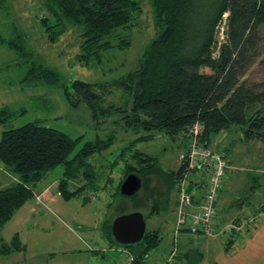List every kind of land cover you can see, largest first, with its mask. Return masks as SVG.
<instances>
[{"label":"trees","instance_id":"1","mask_svg":"<svg viewBox=\"0 0 264 264\" xmlns=\"http://www.w3.org/2000/svg\"><path fill=\"white\" fill-rule=\"evenodd\" d=\"M150 1L158 35L134 71L102 83L76 79L68 87L56 70L37 60L32 63L27 60L28 69L21 83L66 87L73 109L86 105L96 119L98 112L105 115L116 112L125 128L155 129L174 140L180 137L183 149L187 145L185 138L195 125L203 129L201 138L206 146L218 134L233 129L242 134L244 142L264 143V81L258 83L248 77L255 66L264 68V0ZM4 2L0 0V5ZM45 9L48 16L41 21L51 41H57L70 29L80 31L83 41L79 58L87 66L101 64L105 51L129 48L131 40L125 32L133 29L136 17L143 11L138 0H45ZM222 25L226 28L225 40L218 47ZM0 45L8 46L24 59H32L34 54L21 41L5 39L1 32ZM114 88L125 91L130 99L120 107L112 105L102 110L104 93ZM19 112L23 114L26 110H0V125L14 121ZM77 143L78 140L40 122L2 132L0 163L18 181L10 188L0 189V229L34 198L33 186L60 165L65 167V173L59 183V194L65 199L77 197L86 187L96 188L97 176L88 159L110 143L87 142L70 159ZM135 157L137 166L128 165L127 176L139 174L143 187L135 197L127 198L120 193L127 176L121 180L118 195L130 199L131 206L120 205L116 218L138 211L147 220L163 211L185 166L180 162L178 172L166 171L154 157ZM80 177L87 183L75 191L68 190L71 181ZM130 208L132 212L128 211ZM113 222L106 224L104 236L111 245L116 242ZM236 233L233 232L230 243L240 237ZM162 241L159 230H147L143 241L123 247L129 248L134 264H145V256L157 250ZM22 249L17 236L11 244L0 238V256ZM186 250L178 252L173 264L203 260L202 252Z\"/></svg>","mask_w":264,"mask_h":264},{"label":"rangeland","instance_id":"2","mask_svg":"<svg viewBox=\"0 0 264 264\" xmlns=\"http://www.w3.org/2000/svg\"><path fill=\"white\" fill-rule=\"evenodd\" d=\"M138 1L142 15L136 17L133 29L125 32L130 37V47L105 51L102 63L90 66L80 62L83 39L79 30L70 29L55 42L49 39L41 21L48 16L45 0H5L0 5L1 35L8 40L18 39L27 51L34 53L32 59H24L8 46L0 45V110H26L19 112L14 121L0 125V139L6 129L40 122L78 140L70 159L87 142L110 143L88 159L97 176L96 188L86 187L77 197L65 199L59 194L65 173L63 165L33 186L34 198L0 229L5 244H11L17 236L23 249L0 256V264H127L129 248L116 242L111 245L104 238L106 224L115 220L119 206H131L130 199L118 195L127 166H137L135 155H143L156 158L166 171L178 172L181 167L180 153L185 149L180 137L174 140L155 129L125 128L116 112H98L96 119L86 105L73 109L66 87L21 83L28 69L27 60H37L56 70L68 87L76 79L102 83L134 71L158 35L151 1ZM225 30L222 25L218 47L225 40ZM248 77L254 82L264 81V68L255 66ZM129 99L125 91L114 88L104 93L101 109L120 107ZM233 130L218 134L207 146L215 152L225 151L229 163L218 203V225L211 235L180 239L179 251L191 248L204 254L200 262L182 264H264V143L244 142L242 134ZM17 181V176L0 163V189L10 188ZM86 183L82 177L72 180L68 190L75 191ZM46 188L51 198H42L40 193ZM177 195L178 186L174 184L163 211L146 220L147 230H159L163 239L160 247L150 253L151 257L161 256L162 252L167 257L173 248ZM237 226L242 227L240 237L230 243ZM150 262L153 264L152 259Z\"/></svg>","mask_w":264,"mask_h":264},{"label":"built area","instance_id":"3","mask_svg":"<svg viewBox=\"0 0 264 264\" xmlns=\"http://www.w3.org/2000/svg\"><path fill=\"white\" fill-rule=\"evenodd\" d=\"M203 129L195 125L188 135L185 150L180 153V162L185 170L179 179L176 205L177 226L173 235V248L167 257L145 256V264H173L180 249V239H192L213 234L217 226V207L229 163L225 153L208 149L203 143ZM234 231L239 234L242 227ZM128 264L135 260L127 256Z\"/></svg>","mask_w":264,"mask_h":264},{"label":"water","instance_id":"4","mask_svg":"<svg viewBox=\"0 0 264 264\" xmlns=\"http://www.w3.org/2000/svg\"><path fill=\"white\" fill-rule=\"evenodd\" d=\"M143 187V179L139 174H129L120 189L122 196L135 197ZM147 233V221L143 213L133 212L117 217L112 226L115 241L122 246L135 245L143 241Z\"/></svg>","mask_w":264,"mask_h":264},{"label":"crops","instance_id":"5","mask_svg":"<svg viewBox=\"0 0 264 264\" xmlns=\"http://www.w3.org/2000/svg\"><path fill=\"white\" fill-rule=\"evenodd\" d=\"M222 137V136H221ZM217 142H218V140H217ZM219 143V142H218ZM41 195H42V198H46V199H48V198H51L52 197V195H51V193L49 192V188H46V189H44L41 193H40ZM39 194V195H40ZM38 197H40V196H38ZM177 198H178V195H177ZM176 205H177V201H176ZM176 205H175V210H176ZM217 225H218V223H217ZM175 226H177V215H176V225ZM175 230H176V227H175ZM175 230H174V232H175ZM173 232V233H174ZM114 249V248H113ZM164 253H166V252H164ZM160 255V254H159ZM168 255V254H167ZM164 256L166 257V254H163V252H162V254H161V256H157V254L155 255V257H163L164 258ZM127 264H128V261H127Z\"/></svg>","mask_w":264,"mask_h":264}]
</instances>
